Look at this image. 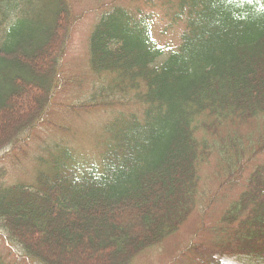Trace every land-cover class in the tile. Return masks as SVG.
<instances>
[{
    "label": "trees",
    "instance_id": "obj_1",
    "mask_svg": "<svg viewBox=\"0 0 264 264\" xmlns=\"http://www.w3.org/2000/svg\"><path fill=\"white\" fill-rule=\"evenodd\" d=\"M174 5L172 19L186 23L176 48L158 46L150 14L137 7L112 5L90 33L91 70L111 76V93L144 86L138 94L147 104L143 118L117 120L100 166L55 161L35 185L0 186V232L27 264H131L192 211L197 166L209 154L203 134L264 113V0ZM0 9V24L9 18L0 25L1 149L43 122L63 87L73 14L65 0H0ZM262 141L248 151L228 142L219 190L264 155ZM245 181L209 227V241L186 246L195 264H225L221 256L235 254L264 264V162Z\"/></svg>",
    "mask_w": 264,
    "mask_h": 264
},
{
    "label": "rangeland",
    "instance_id": "obj_2",
    "mask_svg": "<svg viewBox=\"0 0 264 264\" xmlns=\"http://www.w3.org/2000/svg\"><path fill=\"white\" fill-rule=\"evenodd\" d=\"M65 1L73 14L60 65L65 86L55 93L53 106L44 114L43 122L40 119L32 129L24 131L14 145L0 149V186L34 185L36 173L47 170L55 161L69 164L72 160L88 161L90 155L92 160L101 157L102 143L106 144L103 132L111 114L101 106L87 111L70 106L91 102L97 94V87L108 83L89 67L88 36L101 15L112 5L128 6L131 10L137 7L150 14L152 36L168 49L178 46L186 28L182 18L172 19L175 0ZM112 1L113 4L104 5ZM2 13L0 9V16ZM23 31V28L16 30L19 34ZM100 97L98 95L94 100L101 101ZM59 103L62 104L60 107ZM127 103L129 107L126 104L120 106L121 112L141 114L143 106L137 100L129 97ZM201 135L199 132L198 136ZM203 136L207 139L209 154L197 166L198 183L192 211L175 232L157 245L141 251L131 264H194V255L186 253V246L190 241H209V227L216 224L227 205L238 198L246 187L245 179L249 173L264 162L263 154L256 155V159L248 161L236 184L218 189L225 178L231 153L228 142L238 140L244 145L245 149H242L248 151L262 141L264 114L241 122L214 123L213 133ZM0 259L4 264H27L20 248L6 242L1 232ZM222 260L227 264H262L248 256H224Z\"/></svg>",
    "mask_w": 264,
    "mask_h": 264
}]
</instances>
